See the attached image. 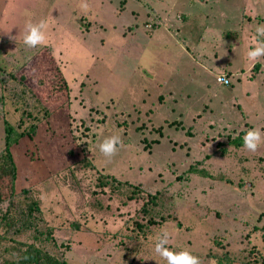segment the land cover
<instances>
[{
    "label": "rangeland",
    "instance_id": "rangeland-1",
    "mask_svg": "<svg viewBox=\"0 0 264 264\" xmlns=\"http://www.w3.org/2000/svg\"><path fill=\"white\" fill-rule=\"evenodd\" d=\"M121 1L84 0L85 12L82 0H0V72L11 55L21 63L32 49L23 42L27 10L33 23L48 21L47 44L37 47L51 49L69 86V107L56 103L34 135L15 146L18 182L27 186L62 173L82 157L75 142L122 183L103 179L119 200L107 189L101 196L114 212L106 228L123 229L124 237H112L108 230L97 236L93 233L100 231L92 228L79 246L69 242L65 250L77 264H166L154 251L161 229L171 233L167 247L188 250L201 264L264 263V139L256 152L229 144V138L254 128L264 136V57L254 62L253 72H243L251 62L246 53L254 47L255 29L264 24V0H218L222 24L217 23L226 34L217 27L198 42L182 28L168 36L176 24L174 11L150 34L145 26L155 22L148 17L150 8L166 15L165 0H140L141 5L127 0L123 6ZM210 72L232 73L230 86ZM1 96L0 150L4 122H19L14 105ZM112 135L122 145L109 158L98 145ZM197 162L211 178L185 172ZM38 188L46 211L63 226L77 222L96 199L88 196L93 189L81 198L58 190L53 180ZM134 193L143 201L157 194L156 224L144 233L132 231L134 222L142 221L135 218L142 203H126Z\"/></svg>",
    "mask_w": 264,
    "mask_h": 264
},
{
    "label": "trees",
    "instance_id": "trees-1",
    "mask_svg": "<svg viewBox=\"0 0 264 264\" xmlns=\"http://www.w3.org/2000/svg\"><path fill=\"white\" fill-rule=\"evenodd\" d=\"M126 1L122 0L120 4L123 6ZM139 1L135 0L140 4ZM142 9L146 11L148 8L143 4ZM150 9L152 10L148 17L151 15L155 22L146 24L150 25V29L146 28L151 34L161 24L162 16L153 8ZM27 54L21 63L13 62L11 55L10 60L6 59L3 62L0 72L1 97L11 102L19 114L17 124L11 125L7 121L4 122V147L0 150V264H77L75 262L79 263L80 261L66 255L65 250L68 248V243L71 242L72 246H79L77 244L81 241V237H90L88 233L92 228L94 231H100L93 234L104 235L103 233L108 230L107 222L114 214V212L109 213L111 206L106 204L101 195L105 193L106 189L112 197L115 193L108 189L109 184L104 183L103 179L108 182H117L118 185H122V183L114 176L105 174V169L97 167L94 160L84 154V151L75 142L73 143L81 151L82 157L73 161L69 167L64 169L65 171L61 170L63 172L58 175L50 174L39 178L40 180L35 184L27 186L18 182L14 157L15 146L22 138L34 135L43 120L54 114L53 107L56 103L61 102L63 108L64 106L68 108L70 104L68 83L53 57L51 49L45 46L35 47L30 49ZM256 66L257 64L254 65L252 72ZM25 121L30 122L28 126H25L26 128L23 126ZM229 140L230 146L237 149L243 147L242 132L238 133L236 138H229ZM202 165V162H197L185 172L189 175L211 178L209 170ZM83 172L86 173V176L78 177ZM91 173L97 177H93ZM50 180H53L54 187L58 190L65 189L70 194L81 198L85 197L84 193H88L87 189H93L88 193V196L95 195L96 199L92 202L89 200L87 211L82 210L81 215L76 217L77 222L69 220L68 224L63 226L59 222V218L49 215L46 211L43 206L44 194H41L38 187L40 185L47 187ZM124 184L130 186V184ZM146 189L150 193L153 192L151 188L147 187ZM166 190L168 191V189ZM156 195H148L149 199L145 201L135 198V193L127 197L126 203L130 202L132 205L142 203L135 218H139L143 222L135 221L136 227L132 230L133 232L144 233L148 226L156 224L153 216L158 205ZM114 198L119 200L117 197ZM70 215L71 212H67V218ZM92 218H94V224L85 226ZM160 218L162 219L163 216ZM119 220H123L122 217L119 216ZM127 222H129L128 219L123 223L127 225ZM121 230L118 228L113 232L108 231L112 233V237L122 239L124 236ZM117 231L120 234H117ZM79 235L80 238L76 240ZM95 236L93 235V237ZM129 237L127 235V239ZM64 241H67L65 245H63Z\"/></svg>",
    "mask_w": 264,
    "mask_h": 264
},
{
    "label": "clouds",
    "instance_id": "clouds-1",
    "mask_svg": "<svg viewBox=\"0 0 264 264\" xmlns=\"http://www.w3.org/2000/svg\"><path fill=\"white\" fill-rule=\"evenodd\" d=\"M79 6L85 12L89 10V5L84 2V0H82ZM25 15L28 16L29 19L25 23V32L23 36L24 44L29 48L47 44L46 31L49 26L48 21L40 20L39 23H33L30 18L32 13L26 10ZM146 27L150 29V25H146ZM12 39H14V37H12ZM252 41L254 47L247 51L246 56L249 61L258 62L264 57V24L256 27ZM204 70L210 71L206 66ZM210 74L215 75L218 83H228V80L222 72H210ZM262 139H264V136H262L259 128L250 129L243 136V147L249 152H256L261 145ZM118 145H122L121 138L117 135H112L106 137L98 147L105 157L110 158L117 153ZM170 240L171 233L166 229H161L160 233L155 236L154 251L160 258L166 261V264H201L200 258L193 255L190 251H173L167 247Z\"/></svg>",
    "mask_w": 264,
    "mask_h": 264
},
{
    "label": "crops",
    "instance_id": "crops-1",
    "mask_svg": "<svg viewBox=\"0 0 264 264\" xmlns=\"http://www.w3.org/2000/svg\"><path fill=\"white\" fill-rule=\"evenodd\" d=\"M162 7L168 9V13H166V15H161V24L163 22L166 23V16L167 18H169V12L173 11L175 12V23L179 25V19L182 20V24H180L181 27H178L176 24H174L172 30L173 32L171 30L169 32H166L168 36H170L169 34L175 35L174 32L182 28L183 30L185 29L188 34L191 33V40H196L198 42L199 40H207L206 38H203V34L214 33L215 29L217 30V27H219V24L217 22L222 24V22L219 21V15L222 13V8L219 5L218 0H165ZM225 15L228 16L227 13H225ZM242 22L244 21L242 20ZM225 30L226 29L224 28L223 31V27L218 28V31H220L221 35L226 34ZM193 32L194 34H192ZM198 32L202 33V36L199 39L195 37ZM195 63L196 65L201 66V63L199 61H195ZM253 67L254 62H250L247 70L243 72L249 71L251 73ZM223 74L228 77L231 83L232 73L230 74L227 72H223ZM242 134L244 133L242 132Z\"/></svg>",
    "mask_w": 264,
    "mask_h": 264
},
{
    "label": "built area",
    "instance_id": "built-area-1",
    "mask_svg": "<svg viewBox=\"0 0 264 264\" xmlns=\"http://www.w3.org/2000/svg\"><path fill=\"white\" fill-rule=\"evenodd\" d=\"M225 77L228 80V83H221V84L224 85V86H229L230 85V81H229V79H228V77L226 75H225Z\"/></svg>",
    "mask_w": 264,
    "mask_h": 264
}]
</instances>
